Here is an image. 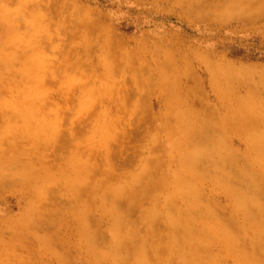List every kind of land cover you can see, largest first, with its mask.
<instances>
[{
    "label": "rangeland",
    "instance_id": "obj_1",
    "mask_svg": "<svg viewBox=\"0 0 264 264\" xmlns=\"http://www.w3.org/2000/svg\"><path fill=\"white\" fill-rule=\"evenodd\" d=\"M103 1L0 0V264H264V0Z\"/></svg>",
    "mask_w": 264,
    "mask_h": 264
},
{
    "label": "trees",
    "instance_id": "obj_2",
    "mask_svg": "<svg viewBox=\"0 0 264 264\" xmlns=\"http://www.w3.org/2000/svg\"><path fill=\"white\" fill-rule=\"evenodd\" d=\"M98 1L104 3L103 0H98ZM251 52L253 53L252 60L258 59V61H264V53L263 52L261 53V51H256V50H252ZM232 56L233 57H240L241 54H239V53H232Z\"/></svg>",
    "mask_w": 264,
    "mask_h": 264
}]
</instances>
